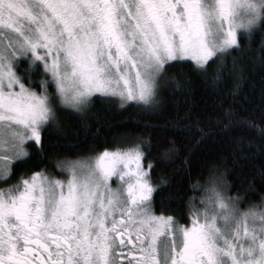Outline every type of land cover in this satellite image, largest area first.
<instances>
[{"label":"snow or ice","instance_id":"snow-or-ice-1","mask_svg":"<svg viewBox=\"0 0 264 264\" xmlns=\"http://www.w3.org/2000/svg\"><path fill=\"white\" fill-rule=\"evenodd\" d=\"M256 31L264 0H0V264H264V203L242 210L218 164L192 186L185 223L155 210L168 181H153L142 137L16 173L62 106L84 113L100 93L159 107L170 61L190 58L225 95Z\"/></svg>","mask_w":264,"mask_h":264},{"label":"trees","instance_id":"trees-1","mask_svg":"<svg viewBox=\"0 0 264 264\" xmlns=\"http://www.w3.org/2000/svg\"><path fill=\"white\" fill-rule=\"evenodd\" d=\"M262 38L264 34L259 31L245 36L242 43L249 50L244 58L246 70L238 86L228 83L223 96L210 78L193 72L191 60L183 59L169 62L171 67L165 75L168 84L157 108L133 101L118 107V98L100 93L93 94L84 113L62 106L57 121L41 128L43 147L31 141L32 161L17 167V175L34 164L43 167L40 161L47 162L50 157L54 160L56 154L74 159L76 155L90 154L88 149L103 150L114 141L142 137L149 141L144 146V164L153 163V181H168L154 193L157 213L162 209L167 210L165 214L183 213L181 222H186L188 199L196 196L198 200L201 192L192 186L197 181H208L214 163L225 173L229 195L241 198V208L264 203V61L259 56ZM173 78L181 86L177 87ZM41 79L32 77L30 86L37 92ZM54 89L52 84L49 91ZM113 99L117 103H112ZM229 107L233 112L230 124L223 118L224 109ZM173 144L175 153L164 159L162 153Z\"/></svg>","mask_w":264,"mask_h":264},{"label":"flooded vegetation","instance_id":"flooded-vegetation-1","mask_svg":"<svg viewBox=\"0 0 264 264\" xmlns=\"http://www.w3.org/2000/svg\"><path fill=\"white\" fill-rule=\"evenodd\" d=\"M34 141V140H33ZM35 142V141H34ZM14 182V181H13ZM248 208V207H247ZM247 208H241L242 210H244V209H247ZM181 223H185V222H181ZM126 264H127V261H126Z\"/></svg>","mask_w":264,"mask_h":264},{"label":"rangeland","instance_id":"rangeland-1","mask_svg":"<svg viewBox=\"0 0 264 264\" xmlns=\"http://www.w3.org/2000/svg\"><path fill=\"white\" fill-rule=\"evenodd\" d=\"M183 59H185V60H190V58H183ZM35 90V89H34ZM36 91V90H35ZM228 195H229V193H228ZM240 206V205H239ZM240 208H241V206H240Z\"/></svg>","mask_w":264,"mask_h":264}]
</instances>
